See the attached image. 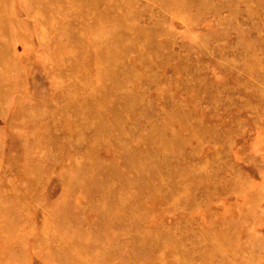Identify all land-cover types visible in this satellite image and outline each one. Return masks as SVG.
I'll return each mask as SVG.
<instances>
[{
    "label": "rangeland",
    "instance_id": "obj_1",
    "mask_svg": "<svg viewBox=\"0 0 264 264\" xmlns=\"http://www.w3.org/2000/svg\"><path fill=\"white\" fill-rule=\"evenodd\" d=\"M33 2L0 1V264H264V0Z\"/></svg>",
    "mask_w": 264,
    "mask_h": 264
},
{
    "label": "bare ground",
    "instance_id": "obj_2",
    "mask_svg": "<svg viewBox=\"0 0 264 264\" xmlns=\"http://www.w3.org/2000/svg\"><path fill=\"white\" fill-rule=\"evenodd\" d=\"M0 1H2V0H0ZM49 1H51V0H49ZM32 2V1H31ZM34 2H35V0H34ZM33 2V3H34ZM45 2V1H44ZM32 3V4H33ZM31 4V5H32ZM44 5L46 4V3H43ZM73 4V3H72ZM41 5V4H40ZM47 5V4H46ZM76 5V4H75ZM2 6V5H1ZM88 7V6H87ZM42 8H44L45 9V7H43V5H42ZM45 10H43V12H44ZM100 11V10H99ZM87 12V11H86ZM44 15V14H43ZM47 15V14H46ZM93 15V14H92ZM82 16V15H81ZM102 17V16H101ZM94 18V17H93ZM98 19V18H97ZM97 19H96V21H97ZM101 19V18H100ZM1 20V19H0ZM40 20V19H39ZM43 20V19H42ZM103 20V19H102ZM99 21V20H98ZM100 23V22H99ZM101 24V23H100ZM40 26H41V24H40ZM42 28V27H41ZM93 33V32H92ZM97 33V32H96ZM93 36L95 35V33L94 34H92ZM98 36V35H97Z\"/></svg>",
    "mask_w": 264,
    "mask_h": 264
}]
</instances>
